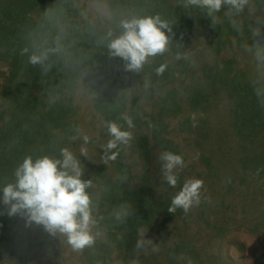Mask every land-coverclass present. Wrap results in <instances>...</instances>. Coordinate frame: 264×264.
Returning <instances> with one entry per match:
<instances>
[{"label": "trees", "instance_id": "obj_1", "mask_svg": "<svg viewBox=\"0 0 264 264\" xmlns=\"http://www.w3.org/2000/svg\"><path fill=\"white\" fill-rule=\"evenodd\" d=\"M147 16L167 24L168 50L126 70L108 44ZM109 122L132 139L108 150ZM62 148L91 181L95 243L80 264H228L220 250L238 231L264 264V0L211 14L189 0H0V189L25 157L62 159ZM165 150L185 162L174 188ZM191 178L204 182L199 205L170 213ZM2 195L0 254L28 264L52 235L9 215Z\"/></svg>", "mask_w": 264, "mask_h": 264}, {"label": "clouds", "instance_id": "obj_2", "mask_svg": "<svg viewBox=\"0 0 264 264\" xmlns=\"http://www.w3.org/2000/svg\"><path fill=\"white\" fill-rule=\"evenodd\" d=\"M193 5L219 12L230 5L237 12L243 11L248 0H189ZM123 33L108 44L111 56L120 57L126 62V70L140 71L149 57L162 55L168 50L169 39L162 31L167 24L159 17H143L121 22ZM111 36V33H109ZM30 62L36 64L39 58L32 56ZM159 71H163V67ZM129 121V127H131ZM109 133L114 139L108 141V150L117 147V142L127 144L132 139L131 132L121 131L113 122L108 124ZM87 141L88 137H84ZM62 159L47 155L32 159L24 158L15 170V182L6 184L0 192L2 202L9 206V215L21 214L29 223L42 226L50 235L57 233L66 236L67 243L76 251H82L95 243L91 226L95 223L92 216V200L87 191L91 181L82 179L83 169L79 161L68 148H62ZM115 159V155L112 156ZM161 173L164 181L175 187L178 182L177 170L185 167L181 155L165 150L159 154ZM203 180L186 179L183 187L171 199L168 209L174 213L177 209L189 212L198 206L201 200ZM119 218V217H118ZM152 243L151 241H148ZM138 240L136 248L142 246ZM153 251H159L154 247ZM135 264V262H133Z\"/></svg>", "mask_w": 264, "mask_h": 264}, {"label": "rangeland", "instance_id": "obj_3", "mask_svg": "<svg viewBox=\"0 0 264 264\" xmlns=\"http://www.w3.org/2000/svg\"><path fill=\"white\" fill-rule=\"evenodd\" d=\"M88 10L93 15L103 16L106 14L104 4H90L88 5ZM92 231L93 226H91V232ZM228 242H230V245L227 246V243V245L222 246L220 250L223 257L227 259L228 264H258L260 261V243L253 235L243 231L234 232L229 236ZM238 247L241 248L240 251H237ZM42 252L46 255L48 264H80V251L73 250L67 243L66 236L59 233L54 236L52 235L51 242L46 249L34 254L32 260L28 264H42Z\"/></svg>", "mask_w": 264, "mask_h": 264}, {"label": "crops", "instance_id": "obj_4", "mask_svg": "<svg viewBox=\"0 0 264 264\" xmlns=\"http://www.w3.org/2000/svg\"><path fill=\"white\" fill-rule=\"evenodd\" d=\"M0 264H9V263H7L5 260H4V258H3V256L0 254Z\"/></svg>", "mask_w": 264, "mask_h": 264}]
</instances>
